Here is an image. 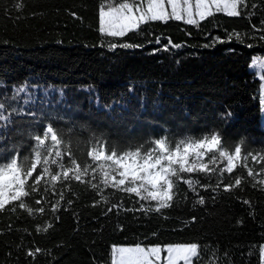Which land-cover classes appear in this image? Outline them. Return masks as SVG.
I'll return each instance as SVG.
<instances>
[{
	"label": "trees",
	"instance_id": "1",
	"mask_svg": "<svg viewBox=\"0 0 264 264\" xmlns=\"http://www.w3.org/2000/svg\"><path fill=\"white\" fill-rule=\"evenodd\" d=\"M105 2L0 0V83L5 85L0 87V96L11 95L13 86L25 81L42 89H64L72 110L61 108L60 115L72 123L55 126H75L84 140L89 132H80V124L120 141L158 137L164 128L177 138L185 134L199 138L218 130L229 143L246 138L249 150L264 149L262 80L250 69L254 59H264V39L259 38L264 35V0H244V5L238 6L239 17L214 13L199 25L150 22L125 38L99 33L98 11ZM169 39L184 46L165 51L162 45ZM108 42L144 47L109 50ZM154 48L161 50L152 54ZM108 105L110 109H106ZM20 127L14 124L8 129V140L0 143V148L23 140L21 155L28 154L31 141L15 136ZM254 155L255 163L251 157L245 161L242 153L240 163L247 167L238 166L231 176L224 175L225 182L243 177L241 187L213 192L197 186L205 204L193 207L198 196L181 183V197L162 213L126 211L139 208L140 203L149 205L134 203L138 200L134 194L129 198L119 190H104L102 184L100 190H92L89 185L72 182L76 195L64 189L65 200L72 204L61 201L60 211L53 214L51 204L59 197L52 192L62 186L53 189L49 185L42 204L44 214L0 213V264H111L113 244L141 240L149 244L199 242L200 259L194 264H262L264 163L260 157L264 152ZM248 168L260 174L255 179L248 177ZM197 178L201 183L210 182L202 174ZM92 182L99 184L100 180ZM211 183H216L215 177ZM183 193H187L186 199ZM94 200L101 202L93 206ZM28 203L35 207L32 200ZM117 204L122 207L107 211ZM192 217L196 220L189 223ZM48 223L53 227L45 231ZM36 248L42 251L28 254Z\"/></svg>",
	"mask_w": 264,
	"mask_h": 264
},
{
	"label": "snow or ice",
	"instance_id": "2",
	"mask_svg": "<svg viewBox=\"0 0 264 264\" xmlns=\"http://www.w3.org/2000/svg\"><path fill=\"white\" fill-rule=\"evenodd\" d=\"M243 5L244 0H106L99 6L98 31L107 38H125L129 34L139 33L142 26L150 22L167 23L174 20L183 21L187 25H199L206 18L213 17L214 13L239 17L242 12L238 6ZM17 7L22 9L23 4ZM71 15L75 17L76 13L72 12ZM261 31L264 32V21L261 22ZM259 38L264 39V35ZM160 41L161 38L157 37L156 43L160 44ZM107 46L109 50L144 47L130 42H108ZM183 46L173 44L169 39L162 48L167 51L169 47L179 49ZM160 50L154 48L152 54ZM4 86L0 83V87ZM57 96L58 99H55ZM66 101L64 89L52 86L42 89L28 81L13 86L11 95L6 93L0 96V132L5 133L0 135V143L8 140L6 133L14 124L21 126L15 136L31 141L27 155H21L23 140L19 143L10 142L7 147L0 148V213L21 210L30 216L44 214L46 209L42 204L47 198L49 185L53 189L61 185L59 191L52 192L53 196L59 197V200L51 204V211L55 214L60 211L61 201L72 204V200H65L64 191L66 188L67 193L76 195L71 188L72 182L89 185L92 190H100L102 184L104 190H119L129 198L134 194L138 198L134 203L145 201L149 206L140 203L139 208L125 210L143 211L145 214L152 211L162 213L172 208L182 195L179 185L183 183L191 193L198 196L193 202L195 207L196 204H205V197L199 195L197 186L213 192L221 188L224 192H231L241 187L245 182L243 177L236 176L234 182H225V173L231 176L238 166L247 167L240 163L242 153L245 161L251 157L255 163L257 156L254 152H264V149L249 150L246 138L234 144L229 143L218 130L211 134L202 133L199 138L190 134L177 138L163 125H160L164 128L161 136L149 137L144 141H120L92 130L87 124H80V132H89L88 139L84 140L77 134L75 126L67 129L55 126L72 123L60 115L61 108L72 110ZM261 104L264 106V96L261 97ZM105 107L110 109L111 105ZM231 115L229 111L227 116ZM136 118L139 119V116ZM222 118H225L224 114ZM260 161L264 163V156L260 157ZM198 174L210 182L201 183ZM259 174L251 168L247 169L248 177L255 179ZM213 177L216 178L214 185L211 183ZM97 179L100 180L99 184L92 182ZM183 196L186 199L187 193H183ZM29 200L33 201L35 207L28 203ZM103 200L107 202L108 197H103ZM100 202L94 200L93 206H98ZM118 207H122V204L113 205L107 211L111 212ZM55 219L59 217L55 216ZM195 220L196 217H192L189 223ZM52 227V223H48L44 230ZM37 231H40L39 227ZM156 235L152 233V236ZM200 249L199 242L149 244L141 240L113 244L111 264H194V260L200 259ZM41 251L36 248L28 254L35 255ZM261 252L264 255V249Z\"/></svg>",
	"mask_w": 264,
	"mask_h": 264
},
{
	"label": "rangeland",
	"instance_id": "3",
	"mask_svg": "<svg viewBox=\"0 0 264 264\" xmlns=\"http://www.w3.org/2000/svg\"><path fill=\"white\" fill-rule=\"evenodd\" d=\"M250 69L254 71L257 74V76L262 80L261 91H260V100H261V97L264 96V59H254L250 64ZM261 109H262V117H263L262 124L264 127V106H262ZM262 257L264 263V255H262Z\"/></svg>",
	"mask_w": 264,
	"mask_h": 264
},
{
	"label": "crops",
	"instance_id": "4",
	"mask_svg": "<svg viewBox=\"0 0 264 264\" xmlns=\"http://www.w3.org/2000/svg\"><path fill=\"white\" fill-rule=\"evenodd\" d=\"M262 264H264V263H263V257H262Z\"/></svg>",
	"mask_w": 264,
	"mask_h": 264
}]
</instances>
